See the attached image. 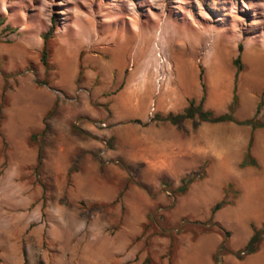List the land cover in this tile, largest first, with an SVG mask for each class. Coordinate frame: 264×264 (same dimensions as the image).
Returning <instances> with one entry per match:
<instances>
[{
  "label": "rangeland",
  "instance_id": "374dc122",
  "mask_svg": "<svg viewBox=\"0 0 264 264\" xmlns=\"http://www.w3.org/2000/svg\"><path fill=\"white\" fill-rule=\"evenodd\" d=\"M199 71L202 110L227 113L234 94L244 121L261 99L264 122V0H0V264H264V232L243 252L264 222V127L256 166L239 168L249 126L184 120L198 148L185 174L200 178L175 196L185 174L148 177L145 127L198 103Z\"/></svg>",
  "mask_w": 264,
  "mask_h": 264
},
{
  "label": "trees",
  "instance_id": "16d2710c",
  "mask_svg": "<svg viewBox=\"0 0 264 264\" xmlns=\"http://www.w3.org/2000/svg\"><path fill=\"white\" fill-rule=\"evenodd\" d=\"M53 27H54L53 20H51V24H50L49 29L41 37L42 48H41V54H40V62L42 63V65L46 64V55H47L46 54V41L52 35ZM237 50H238V54H239L240 46H237ZM238 54L234 58V60L232 61V65L235 68V76L237 75V73L241 69V66L239 64V55ZM234 79H235V77H234ZM198 80L200 82L202 95H201V98L199 99V101L196 105H194L193 101L190 100L188 102V105L182 110L181 113H178V114L168 113L163 117L159 116V115H155L153 117V119H151V120L156 121L157 123H161V124L167 123V124H170V125L176 126V127H179L184 120H194V119H196L198 122H204V123H208V124L232 123L235 125H247V126H249L250 134H249V138H248V141H247V144L245 147V151L242 155V159H241L238 167L239 168L255 167L256 163H255V160L251 157L249 149L251 146L252 133L256 129L264 127V122L259 123L254 118L255 115L260 110L261 99L258 101V103L255 107L254 116L249 120L238 121L232 115L234 107L236 105V97L234 94L231 97V102H230V105L228 107L227 113L215 116L210 111H204L201 108V103H202V100L204 97V88H203V85L201 82V72L200 71L198 74ZM263 93H264V89H263ZM199 178H200V176L196 172L189 173V174L187 173L179 179V185L175 189L170 190V184L169 183L165 184L164 182H161V186L163 188H165L166 190H170L175 196H180V195H183L185 193V191L187 190L188 186L191 183H193L195 180H198ZM232 187H233L232 183L226 184V186L223 188V198L211 207V209H210L211 213H214L217 210L225 207L226 205H229L230 202L228 200H226V196H227L229 190L232 189ZM233 193L236 194V192H233ZM182 226H184V224H182L180 226L181 229H182ZM185 230L190 231L193 236H197V235L202 234V233H207V232L213 230V228H212V226L211 227L210 226L205 227L204 225H199L198 223H192V224L186 223L185 228H183L182 231H185ZM263 232H264V222L262 223V226L260 228H257V229L251 226V236L249 237L247 243L245 244V246L243 248L244 254H246V255L252 254L258 249L260 239H261V236L263 235Z\"/></svg>",
  "mask_w": 264,
  "mask_h": 264
},
{
  "label": "crops",
  "instance_id": "0c3cea01",
  "mask_svg": "<svg viewBox=\"0 0 264 264\" xmlns=\"http://www.w3.org/2000/svg\"><path fill=\"white\" fill-rule=\"evenodd\" d=\"M164 98H160L158 106L163 107ZM175 105V101H171ZM176 126L167 123H149L144 130V164L149 178H180L191 163L197 161L198 148L196 139L182 138ZM191 136V135H189ZM234 144L231 143L232 148Z\"/></svg>",
  "mask_w": 264,
  "mask_h": 264
},
{
  "label": "bare ground",
  "instance_id": "6f19581e",
  "mask_svg": "<svg viewBox=\"0 0 264 264\" xmlns=\"http://www.w3.org/2000/svg\"><path fill=\"white\" fill-rule=\"evenodd\" d=\"M208 32V31H207ZM210 32V31H209ZM217 34V33H216ZM177 37V36H176ZM175 37V38H176ZM225 37V36H224ZM223 38V37H222ZM155 39V38H154ZM222 41H225L224 39ZM145 42V41H144ZM151 43V39H148V44ZM177 46H180L177 42H175ZM147 44V43H146ZM173 45H175L173 43ZM154 47L155 50H157V46L155 45H152ZM222 46V48L220 47L219 51H218V64L220 65L221 64V60L223 59L222 55H219L222 50H225V46L224 45H220ZM143 51V50H142ZM220 52V53H219ZM223 53V52H222ZM222 65V64H221ZM223 66V65H222ZM214 79H213V83L215 85V91H214V97H215V102L218 103V102H223V100L225 99L226 95H227V89H228V85H229V79H228V69L223 66L219 69H217V73L214 75ZM247 210V209H246Z\"/></svg>",
  "mask_w": 264,
  "mask_h": 264
}]
</instances>
